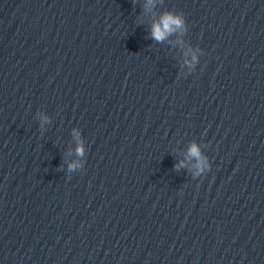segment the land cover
Here are the masks:
<instances>
[{
    "label": "water",
    "instance_id": "obj_1",
    "mask_svg": "<svg viewBox=\"0 0 264 264\" xmlns=\"http://www.w3.org/2000/svg\"><path fill=\"white\" fill-rule=\"evenodd\" d=\"M146 5L0 0V264H264V0Z\"/></svg>",
    "mask_w": 264,
    "mask_h": 264
},
{
    "label": "clouds",
    "instance_id": "obj_2",
    "mask_svg": "<svg viewBox=\"0 0 264 264\" xmlns=\"http://www.w3.org/2000/svg\"><path fill=\"white\" fill-rule=\"evenodd\" d=\"M154 5V0H147V6ZM181 29L186 30V17L183 13H177L172 11H167L161 17L157 22H155L152 25L151 28V37L156 42H163L171 35L175 34ZM197 58L195 55H193V62H195ZM45 120H47V117H45ZM77 155L83 156L84 155V148L81 144L77 148ZM189 156L191 158H195L198 163L196 165L198 171L196 175H200V173L204 172L206 169L210 168V165L208 163L207 157H202L201 151L197 144H192L189 149ZM183 162L178 164L176 167L179 169L180 167H183ZM77 167L76 164H72L69 166L70 170H74Z\"/></svg>",
    "mask_w": 264,
    "mask_h": 264
}]
</instances>
